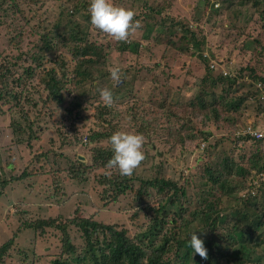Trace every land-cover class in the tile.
<instances>
[{
  "label": "rangeland",
  "instance_id": "374dc122",
  "mask_svg": "<svg viewBox=\"0 0 264 264\" xmlns=\"http://www.w3.org/2000/svg\"><path fill=\"white\" fill-rule=\"evenodd\" d=\"M64 1L67 0H0V57L12 61L19 53L36 51L39 35L47 31L53 36L51 26L59 9H69ZM79 1L81 12L71 19L78 25L75 35L81 42L73 44L101 47L104 62L100 61L98 66L80 65L83 75L72 77L66 89L61 90L59 104L49 101L47 93L33 78L17 89L12 83L8 85L9 79L5 86L0 85L3 88L0 91V183L15 178L24 167L35 172L32 178L9 181L3 190L0 187V246L6 241L14 242L1 264H50L58 253L56 231L47 229L43 240L36 239L34 247L31 232L17 230L22 222L16 214L19 211L26 216L30 213L33 221L91 217L97 223L121 224L129 231H134L137 223L142 222L141 218L137 223L130 219L138 209L137 202L131 201V193L125 192L109 205L102 201L105 193H101L103 187L95 179L109 176L107 171H86L92 168L88 165L93 150L109 147L104 134L111 137L117 131H125L146 137L145 159L128 178H132V185L136 187L138 180L153 177L158 172L184 186L190 204L185 209V218L191 234L209 236L208 229L196 220L202 198L208 201L219 198L223 210L220 215H224L231 213L229 207L235 208L241 203L245 191L250 192V198L259 197L261 192L258 189L262 188L264 171L256 173L245 163L255 144L236 139L235 134L260 118V113L255 116V111L261 112L254 92L257 83L250 81L246 67L252 69L255 76L264 78V0H233L229 10L223 2L226 0H206L207 3L205 0H114L117 6L135 10V19L141 22V28L124 43L133 45L136 53L131 49L120 50L123 42L94 29L88 12L90 0ZM14 8L19 9L20 14L5 18ZM168 20L187 25L198 40L204 37L198 49L191 47L181 52V34L167 30ZM245 43L243 52L241 45ZM60 53L68 70L72 65L68 54L65 49ZM112 66H119L123 73V81L118 86L110 78ZM50 68L59 74L57 66L46 63L45 69ZM17 71L18 75L19 66ZM237 72L242 78L236 79L230 87L228 83L212 84L219 75L226 77ZM242 82L245 88H240ZM250 84L253 87H247ZM224 85L232 91L238 88V94L246 96L247 109L239 119L238 112L229 113L218 107L219 120L216 123L205 120L210 110L197 109L198 97L204 95L208 100L209 92ZM6 88H14L11 92L18 98L16 106L5 98ZM103 88L110 89L117 98L116 103L108 107V115L101 113L105 106L100 99ZM79 94H83L85 103L80 110L67 114L69 103ZM227 114L232 116V123L222 121V115ZM96 136L102 139L88 141L89 137ZM191 137L192 140L187 141ZM27 139L30 147L22 142ZM258 150L263 155V146ZM226 154L243 171L249 170L248 174L232 173L221 191L210 182L203 185L206 178L203 169L219 167ZM5 163H14V167L7 170ZM48 170L59 173L54 174L57 186L52 185L50 175L44 173ZM78 171L84 173L77 174ZM70 172L77 174L78 179L81 175L82 179H72ZM225 192L231 197L225 196ZM153 197L147 199L153 201ZM141 199L143 204L147 202L145 197ZM195 213L197 216L192 221ZM68 232L74 246H83L74 227H69ZM33 252L40 253L36 260L31 256ZM68 262L74 264L71 260Z\"/></svg>",
  "mask_w": 264,
  "mask_h": 264
},
{
  "label": "trees",
  "instance_id": "16d2710c",
  "mask_svg": "<svg viewBox=\"0 0 264 264\" xmlns=\"http://www.w3.org/2000/svg\"><path fill=\"white\" fill-rule=\"evenodd\" d=\"M72 1L75 2V5ZM64 2L69 5V9L63 8L61 11L59 9L57 19L54 20L51 26L54 33L53 36L50 37L47 31L39 35L37 39L39 43L34 48L36 51L19 53L12 61H9L7 57H0V85L5 86V81L7 82L9 79L8 85L12 83L14 88L17 89L21 83L24 84V82L33 78L37 80L38 85L42 86L47 93L49 101L59 104L61 103V90L66 89L65 86L70 84L72 77L83 75L79 70L80 65L98 66L100 61L104 62V54H101V47L96 48L91 45L76 47L77 44H73L81 42L75 35L78 31V25L71 19L81 12L78 6L79 4L81 5V1L67 0ZM204 2L207 3L206 0ZM204 2L203 4L207 5ZM223 2L226 3L228 10L233 7V0ZM14 5L16 6V4ZM14 10L5 18L10 19L13 14H20L19 9L14 8ZM62 21H65V23L60 25ZM167 24L169 28L167 30L170 32L175 30L181 34L179 36L181 43L179 50L181 52H186L191 47L196 50L201 45L204 37H200L198 40L193 32L187 28V25L172 20H168ZM19 34H16L17 38L21 37ZM241 46L244 50L243 52H245L246 43ZM61 49H65V53L68 54L69 61L72 63L68 70L65 69V61L60 59ZM119 49L122 51L131 49L133 53H136V50H133V45L129 44L125 45L122 43V48ZM46 63L57 66L59 74L55 73L53 68L45 69ZM18 66L21 71L17 75ZM248 70L250 81H256V83L261 84L264 90V78L255 76L252 69L246 67V71ZM241 76L238 72L235 75H227L226 77L219 75L217 80L212 81V84L228 83L227 86L230 87L236 82V79H241ZM239 86L240 88H245L243 82ZM222 87H225V85L219 86L214 92H209L208 100L204 95L198 97L196 102L197 109L210 110L209 116H205V120L216 123L220 114L218 107L229 113L238 112L239 119L247 109V98L242 93L241 95L238 94V88L232 91L231 88ZM247 87L251 88L253 86L250 84ZM14 88H6L7 90L3 94L6 99H11L10 101L16 106L18 98L11 92ZM1 90L3 88H0ZM254 92L257 100L259 91L255 85ZM82 96L83 94H79L73 97V100L69 103L70 109L67 110V114L82 108L85 103V99ZM258 106V110L262 114L255 111V116L260 113V118L252 122L256 128L264 129V105L258 103ZM109 112L107 106L102 108V115H108ZM222 121L232 123L233 119L232 116L227 114L225 116L222 115ZM243 128L244 126L237 131L235 138L255 144V149L249 153L245 163L249 170L262 173L264 171V153L261 155L258 147L263 146L264 148V138L254 139L250 135L242 133ZM104 135L109 147L107 150H101L97 147L96 152L93 150V155L90 156V165H88V167L92 168H88L86 171H107L105 173H109V176L104 175L95 179L103 187L101 193H105V196L101 198L102 201L105 202V205H109L115 203L118 197L125 192L131 193L133 196L131 201L137 202L138 209L132 213L130 219L137 223L141 218L142 222L140 224L137 223V228L134 231H129L121 224L97 223L91 217L71 218L67 221H56L55 219L33 221L30 218V213L26 216L23 212H16L22 220L17 230L30 231L33 241L32 246L34 247L36 246V239H40L39 242L43 240L47 229L57 232L58 253L50 264H69L68 260H71L74 264H264L263 178L262 188L258 189L261 190L259 197L250 198V192L245 191L241 203L235 208L229 207V211H231L229 214L220 215L223 210L220 207L219 198H214L213 201L201 199L199 207H197L199 216L196 220L208 229L209 236L202 237V235L197 234V237L204 241V246L208 251V259L205 260L198 254H194L193 250L188 246L191 233L188 232L187 226L189 223L185 218V209H188L187 207L190 205L187 203L186 188L176 184L169 178L162 177L158 172L153 177L138 180V184L134 187L131 181L132 178L121 176L117 169L107 167L108 161L113 157L114 153L109 143L110 137H107V134ZM94 139L99 141L102 138L97 136L96 138L89 137L88 141L91 142ZM191 140L192 137L187 141ZM22 142L27 147H30L28 139ZM262 157L263 161L261 160ZM259 160H261L260 165H258ZM13 164L5 163L4 167L9 170V167H14ZM78 164L81 163L78 162ZM48 166H51V164ZM219 167H221V170ZM219 167H205L203 169L206 177L202 183L203 185L210 182L221 191L225 188L226 178L231 176L232 173L242 176L243 172L246 174L249 172V170L243 171L242 167L233 164L228 154L221 160ZM39 170L42 169L39 168ZM33 173H35L34 170L27 171L24 167L21 169L20 175L18 174L19 176L17 175L9 181H24L32 178L30 176ZM44 173L50 175L52 185H54L53 183H55L54 186L58 185L57 177L54 175L59 174L58 172L54 173L48 170ZM82 173L84 171L77 172V174ZM77 174L69 173L72 179H78ZM112 175L114 176L110 178ZM81 179L82 177L79 175L78 180ZM9 181L0 183L1 190L5 188ZM248 188L251 189L250 186H247ZM150 191L153 193L151 194ZM151 195H154L153 201L147 199ZM224 195L231 197L229 192H225ZM143 197L147 201L145 204H143L141 199ZM76 209L75 207L74 211ZM192 216L191 220L194 221L197 215L195 213ZM69 227H74L79 232L83 240V246L76 247L71 243L68 232ZM12 242L13 240L6 241L0 246V264L2 259L8 255V249H11L9 247ZM39 255L40 253L36 252L31 254L33 260L39 258ZM24 257L25 254L23 253L22 260H24Z\"/></svg>",
  "mask_w": 264,
  "mask_h": 264
},
{
  "label": "clouds",
  "instance_id": "9594fccd",
  "mask_svg": "<svg viewBox=\"0 0 264 264\" xmlns=\"http://www.w3.org/2000/svg\"><path fill=\"white\" fill-rule=\"evenodd\" d=\"M91 26L107 37L127 43L130 37L141 28V22L135 19V10L117 6L114 0H90L88 8ZM111 80L119 85L123 81V73L119 66L109 69ZM100 99L105 106L111 107L116 103L114 93L108 89L100 90ZM113 157L107 167L117 169L121 176L131 177L145 159L143 147L146 137L141 133L117 131L109 138ZM196 232L191 234L188 246L194 254L202 259H208V251L204 241L199 239Z\"/></svg>",
  "mask_w": 264,
  "mask_h": 264
},
{
  "label": "built area",
  "instance_id": "2783aa9c",
  "mask_svg": "<svg viewBox=\"0 0 264 264\" xmlns=\"http://www.w3.org/2000/svg\"><path fill=\"white\" fill-rule=\"evenodd\" d=\"M256 88L258 89L259 93L258 95V101L260 104L264 105V90L261 84L257 83ZM242 133L250 135V137L254 139H261L264 138V129H258L253 124L249 123L247 124L243 130ZM85 142V140H83Z\"/></svg>",
  "mask_w": 264,
  "mask_h": 264
},
{
  "label": "water",
  "instance_id": "95a60500",
  "mask_svg": "<svg viewBox=\"0 0 264 264\" xmlns=\"http://www.w3.org/2000/svg\"><path fill=\"white\" fill-rule=\"evenodd\" d=\"M116 86H118V85L116 84Z\"/></svg>",
  "mask_w": 264,
  "mask_h": 264
}]
</instances>
